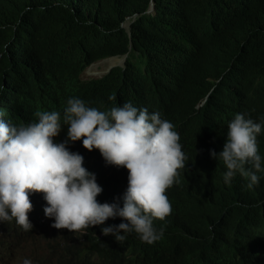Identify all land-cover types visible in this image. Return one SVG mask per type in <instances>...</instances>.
<instances>
[{"label":"clouds","instance_id":"1","mask_svg":"<svg viewBox=\"0 0 264 264\" xmlns=\"http://www.w3.org/2000/svg\"><path fill=\"white\" fill-rule=\"evenodd\" d=\"M144 14L156 15L153 0L146 11L119 24L130 39L129 50L92 62L82 81L126 67L133 55L132 26ZM110 58L123 63L111 64L101 76H85L93 64ZM209 58L206 47L198 52L167 47L158 66L143 67L139 76L145 85L131 87L128 100L113 102L109 96L107 107L72 95L61 109H42L22 123L0 109V264L12 259V264H56L52 246L66 235L123 241L134 232L145 243L158 242L174 211L170 192L178 185L209 198L232 182L248 190L264 186V100L250 88L226 73L208 78L207 95L197 108L213 96L217 110L197 132L183 130L168 116L176 94L194 87L191 66ZM116 217L120 223L111 224ZM9 228L25 239L42 232L48 249L29 254L23 246L25 258L3 252L2 236Z\"/></svg>","mask_w":264,"mask_h":264},{"label":"trees","instance_id":"2","mask_svg":"<svg viewBox=\"0 0 264 264\" xmlns=\"http://www.w3.org/2000/svg\"><path fill=\"white\" fill-rule=\"evenodd\" d=\"M151 1L0 0V109L22 123L42 109H61L72 95L102 107L110 105L109 96L113 102L128 100L131 76L158 66L167 47L186 52L206 47L210 53L191 66L194 87L176 94L168 114L183 130L197 132L216 112L213 96L197 108L210 77L226 73L264 100V0H153L156 15L144 14L132 26L133 55L126 67L82 81L92 62L129 50L130 39L119 24L143 13ZM170 196L174 211L160 241L145 243L134 232L123 241L112 235H66L52 246L56 264H264V186L248 190L232 182L209 198L178 185ZM120 221L111 218V224ZM6 232L12 240L2 251L27 257L15 239L22 233Z\"/></svg>","mask_w":264,"mask_h":264},{"label":"rangeland","instance_id":"3","mask_svg":"<svg viewBox=\"0 0 264 264\" xmlns=\"http://www.w3.org/2000/svg\"><path fill=\"white\" fill-rule=\"evenodd\" d=\"M122 63H123V59H117L114 61V64H112V65H120ZM110 66H111V64L106 62V61L95 63L85 72V76L86 77L101 76L107 72V70L109 69ZM41 234H42V232L35 233L34 236H32L29 239L23 238V239H20L18 241L22 242V245L26 249V252L29 254L31 252H34L35 250H43L44 251L45 249H48L49 245H48V241L43 240V237ZM2 240L5 243H8L11 239H10V236L8 234H5L2 236ZM13 262H14V259L10 260L9 264H12Z\"/></svg>","mask_w":264,"mask_h":264},{"label":"bare ground","instance_id":"4","mask_svg":"<svg viewBox=\"0 0 264 264\" xmlns=\"http://www.w3.org/2000/svg\"><path fill=\"white\" fill-rule=\"evenodd\" d=\"M48 1H53V0H48ZM42 3V2H41ZM45 3V2H44ZM45 4H47V3H45ZM39 5V4H38ZM45 6H48V5H45ZM148 6V5H147ZM34 7H36V6H34ZM41 7V6H40ZM27 9V8H26ZM7 11V10H6ZM145 11H146V9H145ZM23 12V11H22ZM33 12V10L31 11V13ZM30 13V14H31ZM34 13V12H33ZM36 13V12H35ZM28 14H29V12H28ZM41 13H39V14H37V15H40ZM30 16V15H29ZM31 17V16H30ZM29 18V17H28ZM38 18V17H37ZM29 21V20H28ZM35 21H36V19H35ZM112 34H108V36H111ZM30 37V36H29ZM22 40V39H21ZM116 59H118V58H110V59H108V60H106L107 62H109L110 64H113V62H114V60H116ZM216 59V58H215ZM220 62H222V61H220ZM134 77H136L137 79H138V81L137 82H134L133 81V79H134ZM139 85H141V86H144L145 85V82H144V80L138 75V73H134L132 76H131V82H130V86L131 87H136V86H139ZM253 97L252 96H249V99H252ZM242 105V104H241ZM34 203V202H33ZM36 206H38L37 204H35V207ZM43 218V217H45V215L44 214H40L39 215V218ZM11 221H14V219L13 220H11ZM33 221V223L36 225V226H39L40 225V223L39 222H34V220H32ZM1 226V225H0ZM84 256V255H83ZM137 256H139V253H137ZM7 257H8V254H7ZM83 258V257H82ZM75 260H79V261H81V259L79 258L78 259V257L76 258L75 257Z\"/></svg>","mask_w":264,"mask_h":264}]
</instances>
